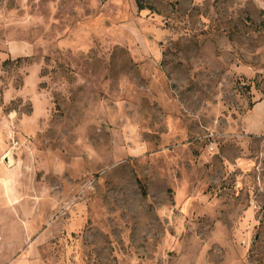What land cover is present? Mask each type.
I'll return each instance as SVG.
<instances>
[{
  "label": "rangeland",
  "instance_id": "obj_1",
  "mask_svg": "<svg viewBox=\"0 0 264 264\" xmlns=\"http://www.w3.org/2000/svg\"><path fill=\"white\" fill-rule=\"evenodd\" d=\"M0 264H264V0H0Z\"/></svg>",
  "mask_w": 264,
  "mask_h": 264
},
{
  "label": "bare ground",
  "instance_id": "obj_2",
  "mask_svg": "<svg viewBox=\"0 0 264 264\" xmlns=\"http://www.w3.org/2000/svg\"><path fill=\"white\" fill-rule=\"evenodd\" d=\"M9 199H12V200H15V199H17V193H15V192H11L10 194H9Z\"/></svg>",
  "mask_w": 264,
  "mask_h": 264
},
{
  "label": "trees",
  "instance_id": "obj_3",
  "mask_svg": "<svg viewBox=\"0 0 264 264\" xmlns=\"http://www.w3.org/2000/svg\"><path fill=\"white\" fill-rule=\"evenodd\" d=\"M139 9L144 10L145 8L143 5H139ZM142 189H143V195H145V188L143 187Z\"/></svg>",
  "mask_w": 264,
  "mask_h": 264
},
{
  "label": "crops",
  "instance_id": "obj_4",
  "mask_svg": "<svg viewBox=\"0 0 264 264\" xmlns=\"http://www.w3.org/2000/svg\"><path fill=\"white\" fill-rule=\"evenodd\" d=\"M8 164V163H7ZM8 168V167H7ZM11 172V171H10ZM13 193V192H12ZM10 194V193H9ZM8 200L12 201V199H9V195H8ZM7 201V200H6Z\"/></svg>",
  "mask_w": 264,
  "mask_h": 264
}]
</instances>
